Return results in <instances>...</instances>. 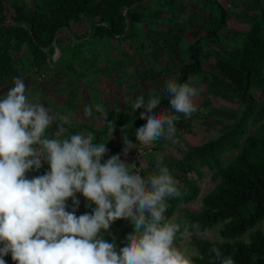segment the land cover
<instances>
[{"label": "trees", "instance_id": "1", "mask_svg": "<svg viewBox=\"0 0 264 264\" xmlns=\"http://www.w3.org/2000/svg\"><path fill=\"white\" fill-rule=\"evenodd\" d=\"M178 1L0 0V80L12 82L17 76L34 77L57 66L70 76L75 72L78 77L110 75L123 67H127V76H134L136 70L130 64L146 57L149 67L143 74L149 81L158 83L165 69L160 66L157 71L150 61L159 59L165 52L170 61L177 55L179 59L187 55L174 70V79L183 83L204 75L202 54L212 56L215 62L211 72L229 82L235 91L231 93L212 81L207 84L214 88L217 97L237 102L238 108L227 115L232 124L225 133L202 145L189 146L181 159L167 163L183 195L168 201L165 215L189 224L198 223L199 231H216L222 237L221 242L204 239L198 231L190 229L195 249L190 253L193 264H217L215 254L210 252L213 247L219 248L223 256H231L234 264H264V231L259 228L264 223V9L253 12L250 17L243 16L248 24L246 31L238 27L231 31L229 21L238 15L231 14L220 0H203L189 18L187 13L177 16ZM259 1L261 7L262 0ZM207 10L209 18L204 23L203 33L183 51L181 44L186 30L185 27L176 30L177 22L186 20L191 27L196 19L204 18ZM161 21L165 22L163 28H160ZM80 23L86 24V28L76 33L73 27ZM145 29L158 34L156 39L143 37ZM229 36L231 43L226 42ZM99 60L103 62L102 67L96 66ZM33 80L36 84L37 79ZM138 80L132 82V87ZM161 110L173 113L167 99L161 101L156 111ZM144 111L140 108L133 112L129 106L112 116L109 119L113 124L112 136L109 122L94 130L90 125L80 124L74 128L72 124L68 133L82 127L92 130L94 142L106 143L107 149L115 151L130 168L138 159L136 167L142 163L141 174L148 175L155 167L156 157L162 156L169 144H154L151 151L144 148L145 154L140 155L138 148L142 146L136 140L135 130L146 123L140 116ZM179 115L177 131L178 128L188 129L185 116ZM124 136L137 143V148L129 149L127 155ZM109 151L108 158L112 155ZM234 151L236 154L227 158ZM207 173L216 184L200 198V207L189 208L188 202L196 200L200 194L199 180ZM86 204L79 202L77 216L91 213L96 206L92 204L89 208ZM123 220L115 221L102 233L103 238L114 242L117 248L124 247L134 227L129 221L122 223ZM247 237L250 238L248 242ZM179 240L183 239L176 243ZM3 258L6 264H16L10 254Z\"/></svg>", "mask_w": 264, "mask_h": 264}, {"label": "clouds", "instance_id": "2", "mask_svg": "<svg viewBox=\"0 0 264 264\" xmlns=\"http://www.w3.org/2000/svg\"><path fill=\"white\" fill-rule=\"evenodd\" d=\"M195 79H168L161 93L147 99L141 94L131 102L133 112L145 109L140 116L146 123L135 130L140 155L145 154L142 148L150 149L161 139L178 143L179 114L190 118L198 110ZM12 82L0 98V264H6L8 254L16 264H193L176 241L190 229L199 231L200 225L165 215L168 201L183 193L163 157H156L155 171L148 175L141 174L142 163L136 167L133 162L130 168L119 155L105 160L106 143L94 142L90 132L68 133V115L30 100L24 78ZM163 99L172 114L156 111ZM82 111L85 117L94 111L108 114L101 103L85 105ZM56 122L58 129L50 137L47 130ZM108 124L112 136L113 125ZM136 144L124 136L125 155ZM42 160L49 170L29 179L26 174L40 169ZM77 193L86 199V207L96 205L91 213L75 214ZM69 198L71 212L66 210ZM119 219L134 227L124 247L117 248L102 233ZM210 252L217 264H234L219 248Z\"/></svg>", "mask_w": 264, "mask_h": 264}, {"label": "rangeland", "instance_id": "3", "mask_svg": "<svg viewBox=\"0 0 264 264\" xmlns=\"http://www.w3.org/2000/svg\"><path fill=\"white\" fill-rule=\"evenodd\" d=\"M203 0H179L178 4V10H177V16L180 17L182 15H184L185 13H187L188 16H186L187 18L190 17V15H192V13L194 11H197V9L200 7V4ZM221 4L229 10V12L231 14H237L238 17H231L232 19L229 21V30H234L235 27H238L239 29H247L248 28V24L246 23V21H244V17L243 16H252L253 12L257 13L259 10H263L264 9V0H262V5L260 7L259 5V0H220ZM259 1V2H257ZM228 4H231V6L229 7ZM156 14H158V12H156ZM209 13H205L204 18L201 16L199 19H196V21L194 22L193 26H189L188 22L186 20H182V21H178L177 25H176V30L178 28L181 27H185L186 30V36L184 37V40L181 44L182 50L184 51L186 46L193 42L200 34L203 33L204 30V23L206 22L207 18H209ZM163 17V16H162ZM166 17V16H165ZM205 20V21H203ZM160 22V21H159ZM158 22V23H159ZM164 21H161L160 24V28L164 27ZM158 25V24H157ZM149 26V25H148ZM86 28V24L84 23H80L78 25H76L75 27H73L74 31L76 33H81L82 30H84ZM143 37H149L150 39H156V37L158 36V34H153L150 31L148 32L147 29L144 30L143 33ZM230 35V34H229ZM239 43L241 44L242 42V36H240L239 38ZM226 42H232V38L229 36L226 39ZM226 49V48H225ZM102 49H100L101 51ZM132 51L134 52V49H132ZM181 51V49H180ZM179 51V54H180ZM129 53V52H128ZM58 54V52L56 53V55ZM152 54V53H151ZM169 56V54H168ZM167 54H163L162 56L159 57V59L157 58H152V61H150V63L154 66V68L157 69V71L159 70L160 66L162 68H165L166 65L169 66V64H171V62L168 59ZM182 59L177 57L178 60V64H182V62H184L187 59V55H181ZM171 58V57H170ZM173 61L176 60V58H172ZM202 68L203 70L206 72L204 73V75L199 76L198 79H195L194 83L195 86H197L200 91H199V95L195 98V103L197 104V111L195 113H193V115L188 118L185 117L186 122H188V129H182V128H178V131L176 133L175 136V140L178 141V143H173L172 140H164L161 139L159 141L154 142V144L156 146H158V143H167L169 144L166 149L162 152V157H163V163L165 165H167L169 167V165L167 164L170 161H178L179 159H181L183 153L185 152V150L189 147V146H193V145H202L203 143L215 139L219 136H221L223 133H225L227 131V129L229 128V126L232 124V121L230 119V117H228L227 115L229 114L230 111L232 110H236L238 108V104L237 102H230L225 100L222 97H217L216 95V91L214 90V88H211L209 86L210 81L218 83L220 85H222L225 88H228L231 93L234 90V86H232L229 82L224 81L221 78H218L215 76L214 73H212L211 71L214 69V59L212 56L206 55V54H202ZM103 62L101 60H99V62L96 64V66H101L102 67ZM132 67H135V74H134V78H141L142 76L144 77L143 71L144 69L149 67V62L147 60L146 57H141L139 58L134 64L131 65ZM171 70L173 71L174 69L176 70L178 67L176 65L171 66L170 67ZM47 73V78L48 80H50V82H46L44 83V85L40 84V86H46L47 84H50L51 88H53L54 91L57 92V89L60 88V86L63 84H58L56 85V81L59 80L61 77L58 75V73L54 70V68H50L48 70H46ZM136 75V76H135ZM141 75V76H140ZM174 75H176V72L173 71L169 74H167V76H165V74L162 75V80H168V79H172L174 77ZM132 77V82L134 83L135 80ZM71 83H67L66 88L63 89H59L58 91L62 94H64V96H66L65 91L66 90H72L74 87H72V85L74 84V82H77L78 79H82L77 83V86L80 85L81 83H84L87 85V78H83V77H78L77 76V72L73 73V75L71 76ZM197 78V77H196ZM108 79V80H107ZM99 80V78L97 76L92 77V85H90L88 87V92H89V97L91 99L92 105L97 104V103H102V99H105V96H103L102 94H100L99 90L95 87V84L97 83V81ZM141 80H144V78H141ZM158 83H152L154 85L153 88H155L154 90H150V88H147L146 85H144V83H140V81H138V83H136L135 87H133V90L131 91L132 96L127 100L128 101V106L126 105V108H129L131 102L135 99V97H137L138 95L143 94L145 96V99H147L150 95L154 94V93H161V88L164 86L165 81H160V79H158ZM27 81H31V83H34L33 79L29 80V78L27 79ZM113 82V80H109V78H102L98 85L101 88H105L107 87V82ZM189 81V80H188ZM7 83V84H6ZM3 83V85L1 86L2 89H7L8 87H11L12 85L8 82ZM41 83V82H39ZM152 85V86H153ZM76 86V88H77ZM58 87V88H56ZM83 87V86H82ZM130 92V90H129ZM68 93L70 94L71 92L68 91ZM54 95H57L58 93H53ZM129 95V94H127ZM36 96L42 99L43 98L46 100V95L44 94L43 91L40 90L39 87H35L32 90V94L28 95L30 100H36ZM221 96V95H220ZM119 100H121L119 102ZM124 100V102H123ZM57 101V99L54 100ZM114 102L116 103H125L126 99L123 97V95L118 94L115 99ZM49 104V103H48ZM59 106V105H56ZM55 105H52L51 100H50V104H49V108L51 109V111L53 113H58L54 108H56ZM65 109V106H64ZM107 109L108 106H107ZM164 111L165 113H168V111L166 110H161ZM120 111L118 112H110L111 116H115L117 114H119ZM62 114H66L68 115V113L66 112V109L64 112H62ZM107 116V118L105 120H101L99 119L97 121L98 123V127H101L105 124H107V122H109V116ZM70 118V115H68ZM93 119L96 118L95 116L92 117ZM92 119V121H93ZM72 124L76 121L75 119L71 118ZM58 123L56 122L54 123V127L51 129L47 130V135H49L51 137L52 133L55 132L58 129ZM113 125V124H112ZM74 128L79 125H73ZM252 128V127H250ZM71 129L68 128V131ZM74 132H72L73 134ZM179 137V138H178ZM153 144V145H154ZM141 148V147H139ZM148 152L151 151L149 148ZM143 151V148H142ZM237 151H234V153H230L228 154L227 158H230V156L235 155ZM226 158V159H227ZM104 159L107 160L108 159V155L105 154ZM138 159H135L134 163H138L137 162ZM145 164H147L148 162H144ZM144 164V165H145ZM49 166L46 167H41L40 170L42 172H44ZM175 170V169H173ZM155 171V167L153 168V170L149 173H153ZM147 175V173L145 174ZM192 174L188 175V177H191ZM193 179H196V176L193 175ZM216 184L215 181H213L211 174L207 173L206 175H204L198 182V185L200 186V194L197 197L196 200L188 202L187 206L189 208L192 209H197L198 207H200V198L207 192L209 191L211 188L214 187V185ZM78 197V200H80L81 202H87L86 199L80 194L77 193L76 194ZM70 200V201H69ZM69 202L68 207H67V211H72L73 209V204H72V199L69 198ZM86 204V203H85ZM96 206H93L92 208H95ZM90 208V207H89ZM122 223H127V221H122ZM264 231V223L259 227ZM199 234L200 237L204 238V239H209V240H217V241H223L222 237H220L218 235V233L216 231H205V232H201L198 231L197 232ZM250 234L247 233L246 236H248ZM245 236V237H246ZM250 238L247 237L245 240L248 242ZM177 246L180 247L181 249L186 250L189 254L190 253H194V245L191 244V239H190V234L185 237L183 240H179L177 242Z\"/></svg>", "mask_w": 264, "mask_h": 264}, {"label": "crops", "instance_id": "4", "mask_svg": "<svg viewBox=\"0 0 264 264\" xmlns=\"http://www.w3.org/2000/svg\"><path fill=\"white\" fill-rule=\"evenodd\" d=\"M228 6L230 7L231 4H228ZM207 12H209V10H207ZM235 28H237V27H235ZM237 29L240 30L239 28H237ZM242 30L246 31V29H242ZM164 54H165V52H164ZM169 61H170V59H169ZM170 62H171V64H169V66L166 65V67L163 68V69H165L164 73H163V74H165V76H167V74H169V73H171V72H173L175 70L174 69L172 71L171 68H170L171 66L176 65L178 67V65H179L177 63L178 62L177 58H176L175 61H170ZM131 65L132 64H130V67H131ZM126 69H127V67H123V68H120L119 71L111 72L110 75L101 74L100 76H98L99 80L95 84V87L99 90L100 94L105 96V99H102V103L101 104H103L104 108L106 109V111L108 113L107 116L110 115V112H118V111L126 109V105L128 106V101L127 100L132 96L131 91L133 90V87H135L136 83L132 87V77L133 76L132 75L127 76L125 74V70ZM54 70L61 77L59 80L56 81V85H58V84L60 85L63 82V84L60 86V88L56 87V88H58L57 92L54 91L53 88H51L50 84H47L45 87L44 86H40V84L44 85V83H46L47 81L50 82V80H48V78H47V73L44 71L45 73L41 72V73L35 75L34 77H32V76L23 77L24 78V82H25V86L27 87V93L26 94L27 95H31L33 88L39 87L40 90L43 91L44 94L46 95V100L43 98V96H42V99L36 96V100L35 101H40L47 108L49 106L50 100H51L52 105H55V106L59 105V106H56V108H54L58 113L62 114V112H64L65 109H66V112L68 113V115H70V119L73 118V119L76 120L73 123V125L86 124V125H90V129H92V130L98 129L97 128L98 127L97 121L99 119L101 120V118H102V120H105L107 118V116L104 117L100 113H97V112L94 111L92 117L95 116L96 118L93 119L92 117H85L83 115V111H82V109H83V107L85 105H92L91 99L89 97V92H88V87L90 85H92V81H91L92 80V75H88V76H85V77L82 76L83 78H87V85L84 84V83H81L80 85L77 86V83L80 80H82V79H78V81L74 82V84L72 85V87H74L76 85L77 88L75 86L72 90H70V89L66 90L65 91L66 96H64V94L60 93L58 90L66 88L67 83H71V79L72 78L64 70L60 69L59 66L55 67ZM39 77L42 78V80L40 81L41 83L38 82V78ZM174 77H175V75H174ZM174 77L172 79H174ZM28 78H29V80H32L34 78L37 79V83L36 84L35 83H31V81L28 82L27 81ZM102 78H109V80H113V82H109L108 81L107 82V87L101 88L98 85V83H99V81ZM141 78H144V80L140 81ZM141 78H139V80L134 78V80H136V81L138 80V81H140V83H144V85H146L147 88L151 87L150 90H154L155 89V88H153L154 85L152 84L155 81L151 82L145 76L144 77L142 76ZM159 79L161 81L162 76H160ZM122 81H124V82L122 83ZM130 81H131V83H130ZM162 81L166 82L167 80H162ZM6 82H8V80H5V81L0 80V98H3L4 94H6L7 91L11 87L14 86L13 82L9 81V83L12 86L8 87L7 89H2L1 86L3 85V83H6ZM161 89H163V87ZM129 90H130V92H129ZM68 91H70L71 93L69 94ZM53 93H58V94L54 95ZM118 94L123 95V97L126 99L125 103H120L119 104V103L114 102V99H115V97ZM127 94H129V95H127ZM55 99H57V101H55V103H54ZM120 101L121 100H119V102ZM123 102H124V100H123ZM64 106H65V109H64ZM107 106H108L109 109H107ZM130 106H131V104H130ZM63 115H66V114H63ZM111 117L112 116L110 115L109 119H111ZM92 119H93V121H92ZM53 127H54V125H52V128ZM49 129H51V127ZM92 130H88V129H86V127H82V128L77 129L73 134H75V133L87 134L89 132L91 133ZM93 139L95 141V137L94 136H93ZM109 147H111V145H109ZM109 152L112 155H115V151H113V152L109 151ZM46 166H49L48 163L46 161L42 160V167H46ZM26 175H27V177L29 179H31V178H33L35 176L42 175V171L40 169H38V170L33 169L32 171H29ZM79 202H81V201H79ZM81 203H87V202H81Z\"/></svg>", "mask_w": 264, "mask_h": 264}, {"label": "built area", "instance_id": "5", "mask_svg": "<svg viewBox=\"0 0 264 264\" xmlns=\"http://www.w3.org/2000/svg\"><path fill=\"white\" fill-rule=\"evenodd\" d=\"M55 56H56V55H55ZM40 81H41V79L39 78V79H38V82H40ZM143 149H144V148H143ZM134 161H135V160H134ZM127 220H128V219H127Z\"/></svg>", "mask_w": 264, "mask_h": 264}]
</instances>
